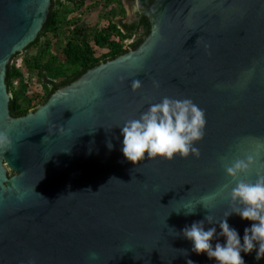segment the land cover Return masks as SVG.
Instances as JSON below:
<instances>
[{"label": "water", "instance_id": "water-1", "mask_svg": "<svg viewBox=\"0 0 264 264\" xmlns=\"http://www.w3.org/2000/svg\"><path fill=\"white\" fill-rule=\"evenodd\" d=\"M51 4L0 0V131L12 140L0 148V264H217L192 251L182 230L210 214L213 246L226 243L218 222L236 206L231 189L264 169V0H152L137 48L14 117L8 65L36 40ZM135 79L142 87L133 91ZM164 97L205 110L200 155L134 164L121 127ZM249 155V171L226 173ZM227 219L243 242L254 222ZM241 255L264 264L256 250Z\"/></svg>", "mask_w": 264, "mask_h": 264}, {"label": "clouds", "instance_id": "clouds-1", "mask_svg": "<svg viewBox=\"0 0 264 264\" xmlns=\"http://www.w3.org/2000/svg\"><path fill=\"white\" fill-rule=\"evenodd\" d=\"M139 6V0H136L135 7L139 8ZM111 7L113 10L115 8L119 10L120 18L117 21L109 19L107 24L110 21L118 22L122 17L120 8L116 4ZM124 8H126L125 3ZM104 9H108L106 12L111 13L109 12L110 8L105 6ZM139 11L140 9L132 22L137 20ZM126 15L125 9V19ZM125 19L124 22H126ZM27 47L22 52L16 53L10 63L19 54L27 51ZM16 82L15 84H17ZM34 82V88L38 90L40 95L44 96L43 87V90L39 91L41 84L35 80ZM131 87L133 91L141 88L142 81L140 79L133 80ZM36 108L30 111H34ZM206 123L205 110L195 104L192 99L184 98L181 100L164 97L162 102L151 104L138 119H129L124 123L121 127L122 152L134 164H140L146 159L157 157L169 161L177 156L187 158L189 155H195L199 157L200 149L194 144L204 138ZM11 145L12 140L9 133L0 131V148L8 150L11 149ZM108 147L109 149L113 147L110 141ZM255 162L252 155L247 156L246 159H236L230 165L225 166L226 173L236 179L240 173L249 171ZM256 175L257 178L254 181L238 180L236 186L231 189V202L236 206L232 207L233 211L226 213L225 218L218 222L219 228L222 230L219 236L225 237L226 243L217 242L213 246L211 241L217 236V228L211 227L205 230L204 226L205 220L209 224H215L214 218L210 214L205 217V220L195 221L182 230L184 237L193 242L192 251L198 254L207 253L209 259L214 258L217 264H245L241 252L251 253L253 250H256L257 259L264 257V169L258 170ZM219 194L220 192L213 193L211 196L201 197V200L207 202L208 205ZM202 205L208 209L205 203ZM233 213L242 219L254 222L250 227L244 229L243 242H241L238 231L228 223L227 217ZM192 214H195V211L185 212V215ZM92 258H95V254H92ZM29 264H34V261H30ZM188 264H193V262L189 260Z\"/></svg>", "mask_w": 264, "mask_h": 264}, {"label": "trees", "instance_id": "trees-1", "mask_svg": "<svg viewBox=\"0 0 264 264\" xmlns=\"http://www.w3.org/2000/svg\"><path fill=\"white\" fill-rule=\"evenodd\" d=\"M86 0H52L47 21L37 40L27 47V51L37 48L35 54L25 57L24 66L14 61L8 66L7 84L13 97L10 112L14 117L26 115L37 105L44 103L58 88L78 80L87 70L110 59L137 48L150 33V22L144 9L152 0H139L137 20L124 22V0H97L103 7L116 4L121 11L118 22L110 21L106 26L96 25L93 31L83 32L82 25H75L72 33L60 40L64 26H72L81 17L72 14L80 11ZM136 2V0H128ZM113 9L110 8L109 12ZM63 33V32H62ZM139 35L137 38L135 36ZM54 36L57 40H54ZM69 37V38H65ZM59 42L60 52L55 51ZM27 72V73H26ZM34 80L41 84L44 96L34 88ZM17 81V84H15ZM43 87V89H42Z\"/></svg>", "mask_w": 264, "mask_h": 264}, {"label": "rangeland", "instance_id": "rangeland-1", "mask_svg": "<svg viewBox=\"0 0 264 264\" xmlns=\"http://www.w3.org/2000/svg\"><path fill=\"white\" fill-rule=\"evenodd\" d=\"M125 3V7H126V22H132V20L134 19V16L136 18V14L139 10V8L135 7V2H129L128 0H124ZM112 8V7H109ZM115 8V7H114ZM113 9V8H112ZM108 9H104L102 3L98 2L97 0H86L85 4L83 5L82 8V12L77 11L76 13L72 14V16L74 17H81L80 20H78L75 24H73L72 26H64L63 29V33H60V40L63 41L64 39V34L69 35V33H72V31L75 29V25H82L83 26V32L87 31H93L94 27L96 25L99 26H104L105 24H107L109 19H114L115 21H117L120 18L119 15V10H117L116 8L114 10L111 11V13H107ZM65 38H69V37H65ZM54 40H57V38L54 36ZM61 46L59 44V42L57 43L56 47H55V51L60 52ZM38 51L37 48H32L28 51H24L23 53L19 54L14 62L18 65V66H23L24 64V60L25 57L28 55H32L35 54ZM27 73V72H26ZM17 83V82H16Z\"/></svg>", "mask_w": 264, "mask_h": 264}, {"label": "flooded vegetation", "instance_id": "flooded-vegetation-1", "mask_svg": "<svg viewBox=\"0 0 264 264\" xmlns=\"http://www.w3.org/2000/svg\"><path fill=\"white\" fill-rule=\"evenodd\" d=\"M134 19H135V16H134ZM134 19H133V20H134Z\"/></svg>", "mask_w": 264, "mask_h": 264}, {"label": "crops", "instance_id": "crops-1", "mask_svg": "<svg viewBox=\"0 0 264 264\" xmlns=\"http://www.w3.org/2000/svg\"><path fill=\"white\" fill-rule=\"evenodd\" d=\"M126 9V8H125Z\"/></svg>", "mask_w": 264, "mask_h": 264}]
</instances>
